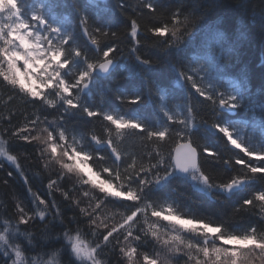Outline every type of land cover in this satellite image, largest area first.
<instances>
[{"label":"snow or ice","instance_id":"6c2138e0","mask_svg":"<svg viewBox=\"0 0 264 264\" xmlns=\"http://www.w3.org/2000/svg\"><path fill=\"white\" fill-rule=\"evenodd\" d=\"M68 6L67 0H0V80L8 93L4 101L8 110L0 114V124H4L0 157L23 175L19 157L3 146L8 143L3 139L7 137L30 146L23 150L35 153L45 170L51 166L59 169L56 178L48 182L51 202L30 187V203L26 197L14 194L15 226L8 215L12 209L5 208L0 264H54L57 256L58 264H264V132L254 143L251 136L237 137L234 125L219 119L222 111L239 110L242 96L239 84L235 94L204 87L201 73L217 70L214 54L209 52L205 63L195 67L174 56L173 50H179L192 18L184 16V22L179 19L187 8L184 0H115L120 16L130 21L131 52L143 66L138 75L148 91L154 83L144 73L153 65L149 58L137 54L142 36L144 45L163 51L177 83L187 94L185 114L177 119L163 110L168 123L161 129L106 111L92 98L99 77L109 75L118 64L119 33L112 30L117 17L115 13L107 19L101 15L112 11L107 0H87L84 7L71 0L72 13H64L62 9ZM89 8L96 9V13L90 15ZM141 18L145 20L143 33ZM81 33L91 47L82 46ZM149 34L164 39L151 40ZM109 37L110 42L102 43ZM100 96L102 100L103 94ZM116 98L133 105L142 102L139 94L129 98L117 92ZM15 100L23 111L17 113L9 107ZM194 104L208 112L212 123L198 119L201 111ZM29 107L34 109L31 115L27 114ZM74 119L107 122L103 124L104 134L90 131L79 138L70 135L68 125ZM205 128L221 133L238 152L225 158L202 143L197 135ZM137 133L142 140L156 145L154 151L137 156L118 147L126 139L136 138ZM165 147L169 148L167 155ZM213 158L223 164L225 172L235 173L226 182H214L212 175L204 171V165ZM233 161L241 166L239 171L233 168ZM93 169L96 177H103L99 183L89 176ZM181 176L224 194L225 199L240 196L242 203L238 202L231 214L217 219L162 201L159 190L170 179ZM73 177L76 183H72ZM65 182L72 183V187L62 190L64 199L79 209V216L73 212L67 227L65 214L53 195ZM85 186L93 191L90 193ZM78 189L88 203L70 195ZM121 197L132 203L121 204L117 200ZM107 209L116 211L109 215ZM245 216L258 218L239 222ZM37 221L42 225L39 233L19 227L34 226ZM72 223L76 225L74 230ZM85 224L87 230L81 227ZM81 236L90 239L84 242ZM30 252L49 258H30Z\"/></svg>","mask_w":264,"mask_h":264},{"label":"trees","instance_id":"16d2710c","mask_svg":"<svg viewBox=\"0 0 264 264\" xmlns=\"http://www.w3.org/2000/svg\"><path fill=\"white\" fill-rule=\"evenodd\" d=\"M67 2L69 6L62 11L72 13L71 0H67ZM77 2L81 7L87 5V0H77ZM125 2L135 3L136 0H125ZM171 2L176 3L179 0H171ZM184 2L187 8L179 19L184 22V16H191L192 18L187 22L188 33L181 37L182 44L179 50H173L174 56L178 55L183 58L185 63H191L195 67L205 63V58L209 52L214 54L217 70L201 73L205 77L204 87L206 89L211 87L225 94H235L236 85L239 84L241 85L242 96L241 108L236 111V114L231 116L222 111L219 119L234 125L236 130L234 134L237 137L251 136L254 143L260 141L261 134L264 132V0H184ZM107 4L112 11L101 13V15L107 19L109 15L115 13L117 22L113 24L112 30L119 33L116 46L120 49V53L116 57L117 66L106 77H99L98 87L93 89L91 96L97 103H102L106 111L161 129L164 124L168 123L162 114L163 110H167L170 115L177 119L185 114L187 94L184 88L177 83L176 73L172 71L168 58L164 56L163 51L151 45H144L142 36V46L137 54L149 58L153 65L151 71L144 73L145 78L154 83L152 91H148L141 75H138L143 66L136 62L135 56L131 52L133 45L128 35L131 31L130 21H124V18L120 16L115 6V0H107ZM96 11V9L89 8L90 15H94ZM144 11L146 12L147 9ZM140 23L142 25L140 31L143 33L145 20L141 18ZM169 26H171L170 20ZM181 27L183 28V23ZM80 36L82 46L91 47L82 33ZM149 38L151 40L164 39L151 37L150 34ZM111 40L112 38L109 37L107 41H102V43ZM5 87L0 80V114H6L8 110L4 106V101L8 100ZM117 92H122L129 98L133 94H139L142 102L134 105L127 101L122 103L116 98ZM100 93L103 94L102 100ZM161 95L164 96L163 102L160 101ZM197 99H202V97H197ZM19 103L18 100H15L9 107L16 109L19 113V111H23V109L18 108ZM194 106L197 111H201L200 105L194 104ZM33 111L34 109L29 107L27 114L31 115ZM201 118H206L209 123H212V117L207 111H201V116L198 119ZM105 123L107 122L84 123L74 119L69 121L68 126L71 129L70 135L75 134L79 138L88 135L90 131H95L97 135L102 136L104 134L103 124ZM3 130L4 124H0V132ZM3 139L8 140V143L3 146L10 149L11 154L19 157L23 175L18 173L14 166L0 160L3 163V167H0V228L3 226V214L6 207L12 209L8 215L13 226L16 224V214L12 208L15 203L14 194L26 197L27 202L30 203L32 199L28 192L30 187L32 192L51 202L48 182L50 178L55 179V173L59 171L57 166H51L45 170L35 153H26L23 150L25 147L30 148V146L9 140L7 137ZM197 139L202 143H207L210 148H215L225 158L232 152H238V150L232 149L227 143V139L221 133L215 132L214 129L211 131L206 128L198 130ZM118 147L122 150L126 149L128 153H135L140 156L154 151L156 145L142 140L137 133L136 138L126 139ZM164 151L167 155L169 148L165 147ZM240 155L243 154L240 153ZM244 159L248 160L249 158L244 157ZM251 162L255 163V160ZM89 166L91 167V164ZM233 168L239 171L241 166L235 165L233 161ZM223 169V164L215 162L214 158L210 163L204 165V171L212 175L214 182H226L235 174L232 171L225 172ZM93 171L95 172V169ZM9 172L12 173L11 176L8 175ZM72 183H76L74 178ZM72 183L65 182L62 184L61 190L53 191L56 203L60 205V210L65 214V227L69 226L68 221L71 220L73 212L79 216V209L73 208L71 200H65L62 194V190L71 188ZM85 188L90 192L88 186ZM158 194L162 201L174 203L181 210L191 209L198 215L205 213L217 219L231 214L237 203H242L240 196L225 199L224 194L214 190H209L206 194L199 192L192 187L188 178L182 176L170 179L159 190ZM70 195L79 198L85 204L88 203L79 189L71 192ZM117 200L121 204L132 203L131 201H124L123 198ZM106 211L111 215L116 209H107ZM119 211L122 212L123 209H119ZM257 218L245 216L239 222L246 223ZM119 219V215L115 216V220L118 221ZM109 222L112 223L113 221ZM19 227L21 229L28 227L30 230L39 233L42 225L37 221L34 226L19 225ZM70 227L74 230L76 228L75 223H72ZM81 227L87 230L86 224ZM73 235H75V231H73ZM89 239L90 237L81 236V240L84 242H88ZM56 247L59 248L60 245L57 244ZM28 255L31 258L41 254L30 252ZM41 258L46 260L49 257L41 255ZM58 261L59 257L57 256L54 259V264H58Z\"/></svg>","mask_w":264,"mask_h":264},{"label":"rangeland","instance_id":"374dc122","mask_svg":"<svg viewBox=\"0 0 264 264\" xmlns=\"http://www.w3.org/2000/svg\"><path fill=\"white\" fill-rule=\"evenodd\" d=\"M231 146V145H230ZM232 147V146H231ZM0 160L2 161V162H4V163H6V164H8V162L3 158V157H0ZM9 165V164H8ZM12 166V165H11ZM15 167V166H14ZM90 167V166H89ZM85 171H87V169H85ZM94 171L93 172H90L89 173V176H91L92 177V179L93 180H96V182L97 183H99V179H101L100 177L98 178V177H96L94 174ZM74 179H75V177H73ZM188 181L190 182V184L195 188V189H197V190H199V191H203V192H208L209 190H207V189H204L203 187H202V185L201 184H199V183H197V182H194V181H192L189 177H188ZM89 190H90V193L93 191L92 189H90L89 188ZM96 195H99V192H96ZM122 198V197H121ZM121 198H117V199H121ZM161 223H168V222H166V221H160ZM3 227V226H2ZM2 227L0 228V230H2ZM186 227H189V228H191L192 226L191 225H186Z\"/></svg>","mask_w":264,"mask_h":264},{"label":"water","instance_id":"95a60500","mask_svg":"<svg viewBox=\"0 0 264 264\" xmlns=\"http://www.w3.org/2000/svg\"><path fill=\"white\" fill-rule=\"evenodd\" d=\"M231 113V112H230Z\"/></svg>","mask_w":264,"mask_h":264}]
</instances>
